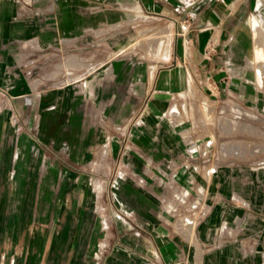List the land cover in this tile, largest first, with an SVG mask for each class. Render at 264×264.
Here are the masks:
<instances>
[{
	"label": "crops",
	"instance_id": "crops-1",
	"mask_svg": "<svg viewBox=\"0 0 264 264\" xmlns=\"http://www.w3.org/2000/svg\"><path fill=\"white\" fill-rule=\"evenodd\" d=\"M254 4L0 0V264H264V165L205 181L178 149L190 78L254 93L235 41ZM142 16L175 28L147 56L127 48Z\"/></svg>",
	"mask_w": 264,
	"mask_h": 264
},
{
	"label": "rangeland",
	"instance_id": "rangeland-1",
	"mask_svg": "<svg viewBox=\"0 0 264 264\" xmlns=\"http://www.w3.org/2000/svg\"><path fill=\"white\" fill-rule=\"evenodd\" d=\"M132 20L140 21L142 28L137 31L136 39L134 35H128V51L142 52L147 56L161 48L160 44H170L175 36V28L169 29V23L147 16ZM244 25L237 31L235 41H239L241 35L249 31L254 39V48L256 39L264 46V0H255L254 11L248 15ZM247 65L251 69L249 80L255 87L254 93L244 91L219 100L214 97L208 99L202 89L206 88L207 83L202 84L200 79L194 77L190 78V99L185 106L177 105L179 111L182 108L179 117L187 119L189 127V132L182 133L181 146L178 149L187 155L183 159L184 165L202 167L199 170L202 174L192 175L197 179L201 176L208 181L213 177L209 169L213 170L216 166L245 169L264 165V60L258 61L255 49L250 53ZM247 83L244 79L240 86L245 88ZM173 164L168 163L169 166ZM162 176L164 182H171L174 175L170 173ZM191 182V189L186 192L177 185H161L162 197L183 198L185 192V198H203L208 193L206 185H194ZM142 188H146L145 184Z\"/></svg>",
	"mask_w": 264,
	"mask_h": 264
},
{
	"label": "bare ground",
	"instance_id": "bare-ground-1",
	"mask_svg": "<svg viewBox=\"0 0 264 264\" xmlns=\"http://www.w3.org/2000/svg\"><path fill=\"white\" fill-rule=\"evenodd\" d=\"M256 47L255 50L257 51V59L258 61L264 60V46L260 44V41L258 39L255 40Z\"/></svg>",
	"mask_w": 264,
	"mask_h": 264
}]
</instances>
